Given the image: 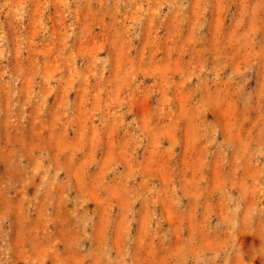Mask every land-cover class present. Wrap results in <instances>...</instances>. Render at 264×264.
<instances>
[{
	"label": "rangeland",
	"instance_id": "rangeland-1",
	"mask_svg": "<svg viewBox=\"0 0 264 264\" xmlns=\"http://www.w3.org/2000/svg\"><path fill=\"white\" fill-rule=\"evenodd\" d=\"M0 264H264V0H0Z\"/></svg>",
	"mask_w": 264,
	"mask_h": 264
}]
</instances>
